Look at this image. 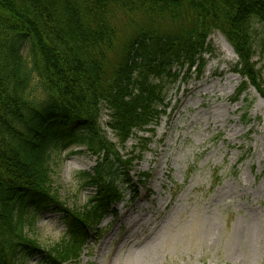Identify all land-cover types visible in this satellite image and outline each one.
I'll use <instances>...</instances> for the list:
<instances>
[{
  "label": "trees",
  "instance_id": "obj_1",
  "mask_svg": "<svg viewBox=\"0 0 264 264\" xmlns=\"http://www.w3.org/2000/svg\"><path fill=\"white\" fill-rule=\"evenodd\" d=\"M214 31L238 57L242 81L232 100L250 86L264 100L253 61L264 50V0H0V264L36 255L70 264L91 233L102 236L148 139L126 158L120 149L135 132L153 134L169 80L185 67L182 80L202 73ZM34 76L46 93L40 102L30 96ZM103 111L116 142L101 125ZM70 148L96 159L82 173L94 194L72 209L59 202L51 178L53 153ZM138 175L146 185L150 174ZM137 196L132 186L130 201ZM51 205L63 211L66 235L44 249L26 228Z\"/></svg>",
  "mask_w": 264,
  "mask_h": 264
},
{
  "label": "rangeland",
  "instance_id": "obj_2",
  "mask_svg": "<svg viewBox=\"0 0 264 264\" xmlns=\"http://www.w3.org/2000/svg\"><path fill=\"white\" fill-rule=\"evenodd\" d=\"M206 44L200 75L182 80L185 67L168 81V106L149 126L153 134L135 132L120 149L126 158L139 152L141 138L148 139L124 199L102 221V236L91 233L70 264H264V100L249 87L233 102L242 81L234 72L238 57L219 31ZM253 61L264 79V50L257 49ZM30 88L33 101L46 98L38 77ZM106 119L103 111L101 125L116 142ZM76 150L55 151L51 163L54 192L68 209L94 194L82 173L92 172L96 159ZM146 172L150 178L141 186L138 174ZM132 186L138 187L134 201ZM26 233L44 249L59 243L66 235L63 211L51 205ZM17 264L45 262L36 255Z\"/></svg>",
  "mask_w": 264,
  "mask_h": 264
}]
</instances>
